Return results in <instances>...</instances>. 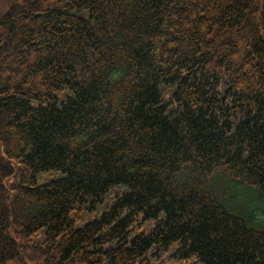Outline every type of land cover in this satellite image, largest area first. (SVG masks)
Listing matches in <instances>:
<instances>
[{"label": "trees", "instance_id": "1", "mask_svg": "<svg viewBox=\"0 0 264 264\" xmlns=\"http://www.w3.org/2000/svg\"><path fill=\"white\" fill-rule=\"evenodd\" d=\"M10 8L0 264H264V0Z\"/></svg>", "mask_w": 264, "mask_h": 264}, {"label": "rangeland", "instance_id": "2", "mask_svg": "<svg viewBox=\"0 0 264 264\" xmlns=\"http://www.w3.org/2000/svg\"><path fill=\"white\" fill-rule=\"evenodd\" d=\"M33 1V0H32ZM13 4V0H0V16L8 12ZM10 181V179L8 180ZM240 197H238L236 204L238 206L242 205L243 203L247 202L251 197L247 194L244 190H240Z\"/></svg>", "mask_w": 264, "mask_h": 264}]
</instances>
